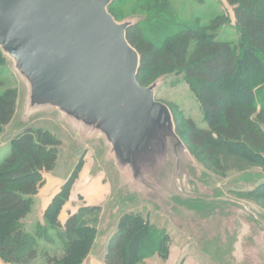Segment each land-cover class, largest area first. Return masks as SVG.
I'll use <instances>...</instances> for the list:
<instances>
[{
	"label": "trees",
	"instance_id": "obj_1",
	"mask_svg": "<svg viewBox=\"0 0 264 264\" xmlns=\"http://www.w3.org/2000/svg\"><path fill=\"white\" fill-rule=\"evenodd\" d=\"M119 1H113L109 12L123 22L131 14L122 13ZM130 1L136 5L132 16L139 18H132L136 23L127 32L141 57L139 84L148 87L183 75L199 102L205 128L191 118H178L174 107L167 106L177 135L206 171L202 182L207 184L212 173L231 161L243 168L264 167V0H226L235 15V40L221 33L231 22L223 14L211 22H176L167 15L171 0ZM6 66L0 50V69ZM2 87L0 82V135L16 119L20 99L17 88ZM61 145L47 130L26 128L13 137L10 153L0 162V259L5 264H82L92 251L99 234L98 207L69 216L64 226L59 222L76 175L49 204L44 224H37L33 232L26 229L45 175L58 166ZM245 197L264 204V181ZM177 201L202 218H209L215 208L214 203ZM90 213L94 219L86 218ZM41 239L59 245L62 254L49 253L47 244L40 249ZM169 250L166 233L138 213H125L109 241L104 264H144L156 255L167 259Z\"/></svg>",
	"mask_w": 264,
	"mask_h": 264
},
{
	"label": "water",
	"instance_id": "obj_2",
	"mask_svg": "<svg viewBox=\"0 0 264 264\" xmlns=\"http://www.w3.org/2000/svg\"><path fill=\"white\" fill-rule=\"evenodd\" d=\"M113 1L0 0V50L26 87L23 119L53 113L78 148L100 142L120 192L195 243L216 221L177 200L229 202L262 224L246 204L203 192L205 169L177 135L170 108L156 100L162 80L148 87L137 80L141 57L127 39L136 20L118 22Z\"/></svg>",
	"mask_w": 264,
	"mask_h": 264
},
{
	"label": "rangeland",
	"instance_id": "obj_3",
	"mask_svg": "<svg viewBox=\"0 0 264 264\" xmlns=\"http://www.w3.org/2000/svg\"><path fill=\"white\" fill-rule=\"evenodd\" d=\"M134 1L137 2L138 0ZM145 4H140L141 8ZM118 5L125 16H128L129 13L131 14V16L127 17V20L135 18L132 16V11L136 7L135 3L130 0H120ZM221 14L227 16L228 20L231 21L230 25L222 28L221 33L229 34L231 40L237 39L233 28L235 24L234 11L226 0H171L167 15L175 19L173 21L176 22L192 21L197 18L205 23L218 19L217 17ZM143 18L144 16L141 17V19ZM135 19L139 21V18ZM141 27L144 26L141 25ZM145 27H148V24ZM11 67V63H8L6 68L0 69V82L3 85L1 89L15 87L19 90V108L16 119L0 135V162L10 153L13 137L24 129L47 130L62 142L58 166L52 173V177L63 176L66 182L76 175L74 184L76 183L77 188H80L85 186L87 182L90 185L94 177H97L100 172L105 174V180L110 185L111 194L109 199L100 205L105 210L103 222L107 226L106 232L102 233V235L100 233L98 238L106 237L111 229H115L113 231L116 232L118 221L123 214L138 213L148 219L157 230L168 235L170 249L173 242L178 245V248H182L183 245H189L190 257H187V261L191 264H264V204L245 197L252 189L264 181V167L251 166L243 168L236 161H231L225 164V167H219V171L210 173L211 178L206 181L207 184L202 182L201 179V187L207 196L216 197L218 195L222 198L247 204L262 221L263 225L239 205L214 203L213 206L215 208L211 210L213 212L209 218L212 217L216 224L211 226L212 231L209 234L199 239L198 243H195L181 234L167 217L159 214L151 206L139 204V200L135 196L120 192L118 173L111 163L105 162L106 150L100 142L88 143L85 148H78L68 126L58 122V116L53 113L41 114L25 121L23 114L26 87L18 79L17 74L12 71ZM158 99L166 105L174 107L178 118H191L199 127H206L199 102L184 81L183 75H172L164 78L156 92V100ZM200 157L203 159L202 156ZM82 178L87 180L85 184V181L81 183ZM47 185L48 181L45 177L42 188ZM38 194L34 197L32 210L25 220L26 229L29 232L35 231L39 223L38 216H40L41 203L39 198H37ZM102 207H98L100 211L96 213L98 214L97 224L101 221ZM87 216V219H94L95 217L92 213ZM50 233L54 234V231ZM46 244L47 242L41 239L39 241L40 249L45 248ZM167 259H162L156 255L148 259L144 264H166Z\"/></svg>",
	"mask_w": 264,
	"mask_h": 264
},
{
	"label": "crops",
	"instance_id": "obj_4",
	"mask_svg": "<svg viewBox=\"0 0 264 264\" xmlns=\"http://www.w3.org/2000/svg\"><path fill=\"white\" fill-rule=\"evenodd\" d=\"M86 146L82 148H85ZM45 177L48 181V185L40 189L39 194L37 196V198H39L41 203L39 209L40 216H38V221L42 225L44 224V218L42 217V215H44V212L48 208L53 198L60 193L62 187L68 181L67 180L65 182L63 176L57 178L52 177V174H46ZM118 178H119V174H118ZM83 182L85 184L87 180L85 178H82L81 183ZM77 187L78 186L75 183L72 187L70 197L66 205L63 207V210L59 216V222L62 226H64L69 216L73 214H77L83 209L102 207L100 205H102L106 200H108L111 194L110 185L105 180V174L103 173L101 174V172L97 175V177H94V180L92 181V183H90V185L89 182H87L85 186H81L80 188ZM104 213L105 210L103 208L102 215L100 217L101 221L99 224H97L98 233L99 234L101 233V235L102 233L106 232V226H107L106 223L103 222ZM113 230L115 229H111L104 238L101 237L98 238L99 236L98 234L90 255H88V257L85 259V261L82 264H104L105 257L107 255L109 241L116 234V232ZM171 245L172 246L170 249V256L166 260L167 261L166 264H191L189 261H187L188 259L187 257H190V252L188 249L189 245H185V246L183 245L182 248H178V245H175L174 242ZM58 247L59 245L56 246L53 245L51 242H49L46 245L45 250L51 254L57 253V255H61L62 254V251L60 250L61 248L57 250ZM0 264H5V263L0 259Z\"/></svg>",
	"mask_w": 264,
	"mask_h": 264
},
{
	"label": "flooded vegetation",
	"instance_id": "obj_5",
	"mask_svg": "<svg viewBox=\"0 0 264 264\" xmlns=\"http://www.w3.org/2000/svg\"><path fill=\"white\" fill-rule=\"evenodd\" d=\"M177 203H178V204H181L182 202L180 203V201H177Z\"/></svg>",
	"mask_w": 264,
	"mask_h": 264
}]
</instances>
